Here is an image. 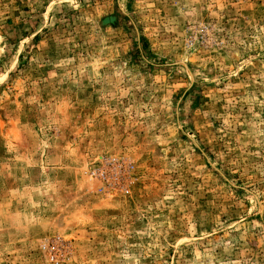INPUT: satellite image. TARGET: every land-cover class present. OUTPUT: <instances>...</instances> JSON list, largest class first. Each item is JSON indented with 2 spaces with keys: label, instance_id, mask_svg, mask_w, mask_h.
<instances>
[{
  "label": "rangeland",
  "instance_id": "obj_1",
  "mask_svg": "<svg viewBox=\"0 0 264 264\" xmlns=\"http://www.w3.org/2000/svg\"><path fill=\"white\" fill-rule=\"evenodd\" d=\"M0 264H264V0H0Z\"/></svg>",
  "mask_w": 264,
  "mask_h": 264
}]
</instances>
